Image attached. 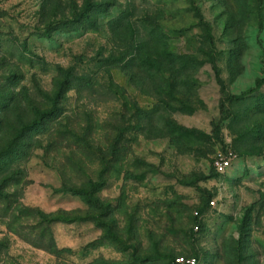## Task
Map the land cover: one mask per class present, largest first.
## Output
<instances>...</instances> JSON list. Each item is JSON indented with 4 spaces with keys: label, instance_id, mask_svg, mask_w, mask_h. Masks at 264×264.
I'll return each mask as SVG.
<instances>
[{
    "label": "rangeland",
    "instance_id": "obj_1",
    "mask_svg": "<svg viewBox=\"0 0 264 264\" xmlns=\"http://www.w3.org/2000/svg\"><path fill=\"white\" fill-rule=\"evenodd\" d=\"M10 98L0 264H264V0H0Z\"/></svg>",
    "mask_w": 264,
    "mask_h": 264
},
{
    "label": "trees",
    "instance_id": "obj_2",
    "mask_svg": "<svg viewBox=\"0 0 264 264\" xmlns=\"http://www.w3.org/2000/svg\"><path fill=\"white\" fill-rule=\"evenodd\" d=\"M249 89L251 90L252 88ZM15 101H17L16 98H10L9 101H7V103L1 108V111L5 113L4 115H6V118L5 116L0 118V133L4 132L3 127L5 125L6 128L13 127L14 134L11 135L10 137L11 139L9 138L7 140L6 142L7 144L5 143L0 145V197L3 193L2 189L9 184L11 177L9 174L5 175V172H7L8 169L10 168V165L6 164L5 158L9 154L11 148H13L12 145L18 143L20 138H24L30 133H33L32 135H34L35 133H39L38 131L35 133L30 131L36 126V124L41 123L42 120H44V122L40 125V129H41L40 132H42L43 129L47 130L48 126L46 122L52 117L58 116V114L54 116L53 115L54 113L50 109L42 110L39 107L25 108V107H19L16 104L14 108H11V103ZM6 113L8 114V116ZM7 117H10L11 120L7 119ZM12 120L14 122H17L18 126H12L11 125ZM3 134H7V133L4 132ZM25 144L27 145V142H25ZM174 257L171 259V264H173Z\"/></svg>",
    "mask_w": 264,
    "mask_h": 264
},
{
    "label": "built area",
    "instance_id": "obj_3",
    "mask_svg": "<svg viewBox=\"0 0 264 264\" xmlns=\"http://www.w3.org/2000/svg\"><path fill=\"white\" fill-rule=\"evenodd\" d=\"M236 154L229 151L225 154L219 155L213 160V168L218 174H225L227 169L233 165ZM210 204H214V199L209 200ZM195 215L200 216L198 211H195ZM199 225H195V229H198ZM198 260L195 256L177 254L173 259V264H197Z\"/></svg>",
    "mask_w": 264,
    "mask_h": 264
}]
</instances>
